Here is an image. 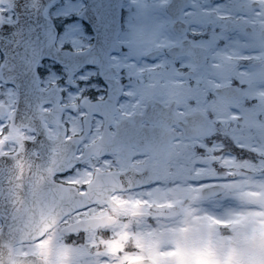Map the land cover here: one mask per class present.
Instances as JSON below:
<instances>
[{
  "label": "snow or ice",
  "instance_id": "6c2138e0",
  "mask_svg": "<svg viewBox=\"0 0 264 264\" xmlns=\"http://www.w3.org/2000/svg\"><path fill=\"white\" fill-rule=\"evenodd\" d=\"M0 264H264V0H0Z\"/></svg>",
  "mask_w": 264,
  "mask_h": 264
}]
</instances>
